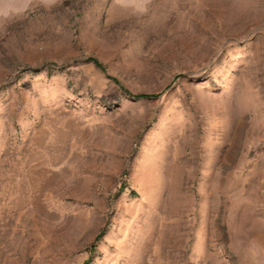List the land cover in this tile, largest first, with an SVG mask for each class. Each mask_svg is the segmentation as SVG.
<instances>
[{
  "label": "rangeland",
  "instance_id": "1",
  "mask_svg": "<svg viewBox=\"0 0 264 264\" xmlns=\"http://www.w3.org/2000/svg\"><path fill=\"white\" fill-rule=\"evenodd\" d=\"M0 264H264V0H0Z\"/></svg>",
  "mask_w": 264,
  "mask_h": 264
},
{
  "label": "trees",
  "instance_id": "2",
  "mask_svg": "<svg viewBox=\"0 0 264 264\" xmlns=\"http://www.w3.org/2000/svg\"><path fill=\"white\" fill-rule=\"evenodd\" d=\"M141 97H144V98H152V97H154V96L143 95V96H141ZM101 236H102V233H101L100 235H98L97 240H99V238H100Z\"/></svg>",
  "mask_w": 264,
  "mask_h": 264
}]
</instances>
